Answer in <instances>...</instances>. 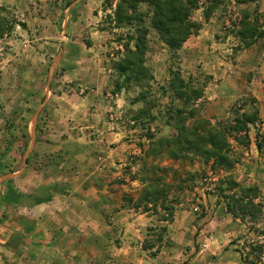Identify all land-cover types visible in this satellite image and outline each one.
Wrapping results in <instances>:
<instances>
[{"label":"crops","instance_id":"crops-1","mask_svg":"<svg viewBox=\"0 0 264 264\" xmlns=\"http://www.w3.org/2000/svg\"><path fill=\"white\" fill-rule=\"evenodd\" d=\"M43 24L40 29L46 25ZM221 30L218 18L205 23L201 33L192 36L183 47V68L189 73L204 71L211 78L202 102L205 117L213 122L227 118L230 107L250 94L256 98L251 107L259 110L264 133V43L255 42L232 59L227 43L218 38ZM95 34L94 46L92 43L76 49L66 45L69 37L64 34L56 32L47 36L42 32L39 39L50 38L49 45L44 49L41 44L29 54L38 84L53 48L58 45L59 53L50 71L62 57V65L68 71L59 88L66 81L76 88L60 92L55 89L59 82L55 79L54 89L58 92L51 91L54 94L51 96L46 93L49 102L44 123L40 121L39 125L38 120L36 124L37 140L31 161L25 163L24 157L26 168L16 172L14 179L19 182L17 193L29 189L32 192L34 187L41 186L48 193L39 197L45 200L29 198L28 203L19 197L5 203L12 211L11 215L4 214L2 227L10 239L0 240L3 252L0 264H179L182 247L194 244L197 239L198 228L192 218H183L186 214L179 211L167 232L173 243L166 245L158 241L153 234L158 230L157 214L137 209L127 201L128 197L137 196L141 188L138 180L123 176L129 155L138 148L132 140L134 131L123 126L119 119L122 112L128 114L127 107H123L126 98L112 92L115 79L107 63L106 35ZM56 38H60L59 44ZM114 114L117 119L111 121ZM250 137L258 141L252 132L248 133ZM252 152L264 162L263 149L260 156L257 148ZM7 177L3 176V180ZM199 196L206 211L210 207L220 209L224 203L218 196L213 200L211 194ZM225 212L227 216L226 208ZM217 222L209 220L204 225L210 232L206 255L231 241L223 234L224 229L235 227L236 235L237 225L227 227L219 218ZM18 235L22 237L20 242L11 241ZM158 246H161L158 253L151 254ZM230 256L233 257L229 259ZM199 259L197 252L193 260ZM238 259L236 253H226L216 264H243Z\"/></svg>","mask_w":264,"mask_h":264},{"label":"rangeland","instance_id":"rangeland-1","mask_svg":"<svg viewBox=\"0 0 264 264\" xmlns=\"http://www.w3.org/2000/svg\"><path fill=\"white\" fill-rule=\"evenodd\" d=\"M202 1L207 5L211 0ZM116 2L117 0L111 3H107V0H0V16L6 21L4 33H0V240L2 241L10 239L8 231L6 232L2 227L5 215H11L12 211L8 208V205H5L8 199L13 201L22 197L29 203V198L39 200V197L46 196L48 193L47 188L42 186L39 188L34 187L32 192L29 189L26 193H19L21 196L18 197L10 193L12 189L16 190L19 186V182L14 179V176L16 172L19 173L26 168L23 162L25 155H27V163L29 164L31 161V155L36 144L35 141L32 147L33 127L36 128L38 120L39 125L40 121L44 123L46 115L44 112L49 102L46 93L51 96L54 95L50 93L51 91L56 94L58 91L61 92V89L67 92L72 88H76L73 83L67 81L64 83L63 88H59V85H62L61 79L68 71V68L62 65V57L59 63L54 65L52 71H50V67L59 53L58 45L53 48V54L46 64L44 76L37 84V71L34 69L35 67H32L33 60L29 57V54L33 48H37L41 44L45 49L49 45L48 40L50 39H39V34H42V32L43 35L47 36L48 33L53 34L56 32L61 35L64 34L66 38L69 37L67 39L69 43L67 42L66 45L76 49H82L92 45V43L94 46L97 41V38H95L97 36L96 32L100 35H106L107 38L104 37L106 39L104 43L107 48L106 52L109 55L107 63L112 68V76L115 79V88L112 92L123 94L126 98L123 107H127L128 114L125 116L126 113L122 112L119 119L122 121L123 126H127L128 130L134 131L132 140L135 141L138 148L137 152L129 155L128 165L123 176L131 181L138 180L141 183V188L143 185L139 177L143 170L142 157L148 149L149 140L147 137L166 135L172 131L171 127L167 126L165 122V111L171 102V92L168 88L171 79V67L180 68L186 77L192 75L200 82L206 81L208 83V79L211 80L204 71L197 70L195 73H189L183 68V47L195 35L187 39L178 54H174L159 39L156 31L152 30L150 33V50L147 54L148 64L154 74V78L149 83L151 93L146 100L138 101L140 88L137 85L133 84L121 91L117 90L118 75L113 64L124 51L125 40L123 39L131 30V26L116 27L107 18L109 13H113ZM246 9L257 14L260 23H264V0L249 4H238L235 0H220L218 8L209 19L218 18L220 20L222 32L218 38H223L227 43L226 45L230 49L228 50L229 57H232V59L236 58L238 53L244 49L240 48V41L234 34L233 24L238 23ZM138 12L149 15V5L143 4ZM193 18L202 21L203 28L205 23L209 22V20H204L203 9L195 11ZM64 19L66 21L63 29ZM147 20L150 21L149 16H147ZM43 23L46 25L43 29H40V24L42 28ZM45 30H48V33H45ZM56 39H58L59 44L60 38ZM256 42L259 45L264 43V37ZM66 45L63 49H66ZM58 66L59 69L57 70ZM55 79L59 80L55 86L58 91L54 89ZM205 94L196 103L202 115V102ZM255 99L250 94L241 97L230 107L229 116L223 119L224 121L218 120L216 122H228L236 115L235 111L238 108H242V112L254 111L251 105L252 102H255ZM248 105L249 107H246ZM256 110L259 114V110L257 108ZM37 111H39V116L36 123H34L33 118ZM142 111L144 112L141 113ZM110 119L114 121L117 116L114 114L112 117L110 116ZM261 128L262 123L259 114V119L249 127V133L252 132L253 136L258 138V141L252 140L251 137L248 139L244 132L232 137L233 151L239 159L232 173L243 184H257L261 189L264 203V162L258 160L259 157H255V153L252 152L253 148H257L259 150L258 156L262 153V149L264 153V133H262ZM130 138L128 137V139ZM258 143L261 144L260 147ZM160 164L162 166L168 165L169 178L174 176L175 170L179 173H183L184 170L199 172L196 178L188 181L186 189L178 191L176 207L171 219L166 220V213L162 211L157 214L158 220L155 221L158 230L154 231L153 234L157 235L158 241H164L166 245L173 243L172 236L167 232L169 224L174 222L175 215L179 211L186 214L183 215V218H192L197 226V239L195 238L194 244L182 247V258L179 264H216L219 258L226 253H236L239 262L243 264H264V251L261 254L253 252V254L247 255L248 258L246 259V254L250 253L252 247H254L253 245L257 243L264 245V214L255 220H241L240 218L238 220L229 212L225 216L224 203L220 209L219 207H216V209L210 207L212 212L206 211V208L203 207L199 194H211L214 200L218 196L216 187L219 179L225 173H222V171L214 172L209 165L199 161L183 163L163 160ZM5 175L9 177L3 180L2 178ZM141 188L137 191L138 194ZM217 217L219 220H223V224L227 227L237 225L236 235L233 234L235 227L228 231L224 229L223 234L226 233L231 241L226 243V247L215 248V252L206 255L209 250L210 232L205 230L204 225L209 220L218 223ZM164 227H166V230H164ZM21 240L22 238H19L15 242ZM160 247L158 246L156 251H152L151 254L158 253ZM197 252L200 253V259L194 261L193 258H195ZM1 254L3 252L0 250ZM232 257L230 256L229 259Z\"/></svg>","mask_w":264,"mask_h":264},{"label":"trees","instance_id":"trees-1","mask_svg":"<svg viewBox=\"0 0 264 264\" xmlns=\"http://www.w3.org/2000/svg\"><path fill=\"white\" fill-rule=\"evenodd\" d=\"M112 1L115 0H107V3ZM257 1L235 0L238 4ZM219 3L220 0H211L207 5L202 0H117L113 13H109L107 18L116 27L131 26L123 39L124 51L113 64L118 75L117 90L137 85L140 88L137 100H146L151 93L149 83L154 78L147 57L151 31H156L171 52L178 54L187 39L198 35L203 29V22L193 18L194 12L203 9L204 20L208 21ZM143 4L149 5V15L138 12ZM5 23L0 16V33H4ZM233 25L240 48L250 47L264 37V23L261 24L259 16L249 9ZM170 71L168 88L171 102L165 111V122L172 131L166 135L147 137L148 149L142 157L143 170L139 177L143 186L137 196L128 197L127 201L137 209L152 210L155 214L163 211L166 213L165 219L170 220L175 211L178 191L186 189L188 181L196 178L199 172L184 170L179 173L175 170L174 176L169 178L168 165L162 166L160 163L163 160L183 163L199 161L209 165L214 172L225 173L219 179L216 192L227 212L241 220L257 219L264 213L261 189L257 184H243L233 175L232 170L239 159L233 151L232 137L243 132L248 137L250 125L259 119L258 111L242 112V108H238L236 115L228 122L214 123L203 116L196 106L205 94L206 81L200 82L192 75L186 77L180 68L171 67ZM258 145L261 146L260 143ZM10 193L21 196L13 189ZM19 238L22 237L14 236L11 241ZM257 244L246 254V259L253 252L263 253L264 245Z\"/></svg>","mask_w":264,"mask_h":264},{"label":"water","instance_id":"water-1","mask_svg":"<svg viewBox=\"0 0 264 264\" xmlns=\"http://www.w3.org/2000/svg\"><path fill=\"white\" fill-rule=\"evenodd\" d=\"M40 110V109H39ZM38 116H39V111H37L35 117H34V123H36L37 119H38ZM33 139H32V147L34 146L35 144V141H36V135H35V129L33 127ZM25 163L27 162V155H25ZM5 178V177H4ZM3 179V178H2Z\"/></svg>","mask_w":264,"mask_h":264}]
</instances>
